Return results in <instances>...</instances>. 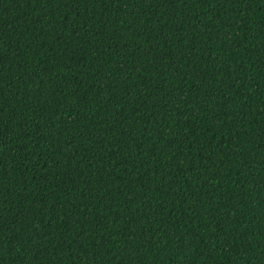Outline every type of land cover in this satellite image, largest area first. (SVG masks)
<instances>
[{
	"label": "trees",
	"instance_id": "trees-1",
	"mask_svg": "<svg viewBox=\"0 0 264 264\" xmlns=\"http://www.w3.org/2000/svg\"><path fill=\"white\" fill-rule=\"evenodd\" d=\"M0 264H264V0H0Z\"/></svg>",
	"mask_w": 264,
	"mask_h": 264
}]
</instances>
